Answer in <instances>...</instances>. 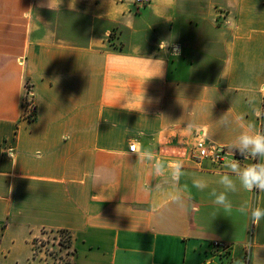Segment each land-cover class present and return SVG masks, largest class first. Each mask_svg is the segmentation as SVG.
Masks as SVG:
<instances>
[{"label": "crops", "instance_id": "1", "mask_svg": "<svg viewBox=\"0 0 264 264\" xmlns=\"http://www.w3.org/2000/svg\"><path fill=\"white\" fill-rule=\"evenodd\" d=\"M263 108L264 0H0V264H46L41 229L70 232L68 264H226L213 239L264 264L240 179L264 156L185 153L241 150Z\"/></svg>", "mask_w": 264, "mask_h": 264}, {"label": "built area", "instance_id": "2", "mask_svg": "<svg viewBox=\"0 0 264 264\" xmlns=\"http://www.w3.org/2000/svg\"><path fill=\"white\" fill-rule=\"evenodd\" d=\"M151 0H134L135 4L138 6L146 5ZM30 100V97L28 93L25 95L23 100V109L24 113L27 117L33 116V104ZM261 128H263L264 125V108L262 110L261 116ZM129 151H136L137 145L135 142H132L129 144ZM191 150L195 153V156L197 157V160L201 161L204 159H209L212 163L221 165L224 164L229 157L232 159H241L246 156V153L244 151H236V150H227L224 147H218L214 145L208 144L204 139L197 138L194 140V142L191 145ZM257 165V164H256ZM209 247V254L210 257L206 259L208 262H212L213 258L217 260H225L226 264H234L233 259L231 257V249L232 244L228 241L224 240H217L213 239L208 242ZM243 248V256L239 262L236 264H249L250 263V257H251V245L250 243H244L242 244Z\"/></svg>", "mask_w": 264, "mask_h": 264}, {"label": "clouds", "instance_id": "3", "mask_svg": "<svg viewBox=\"0 0 264 264\" xmlns=\"http://www.w3.org/2000/svg\"><path fill=\"white\" fill-rule=\"evenodd\" d=\"M161 46H164L163 42ZM174 54H179L178 48L174 49ZM239 143L241 145V151L250 148L253 156H255L256 154L264 156V135L244 134L239 138ZM11 158L13 159L14 157ZM231 167L235 171L237 169L236 163H233ZM177 168H179V165H177ZM223 179L226 183L231 185V181H229L227 177H224ZM240 179L244 188L248 191H251L254 186L260 190H264V165L249 166L240 173ZM224 200L225 197L223 194L217 197L218 203H222ZM252 216L254 221L258 223L261 217H264V211L255 209L252 213Z\"/></svg>", "mask_w": 264, "mask_h": 264}, {"label": "rangeland", "instance_id": "4", "mask_svg": "<svg viewBox=\"0 0 264 264\" xmlns=\"http://www.w3.org/2000/svg\"><path fill=\"white\" fill-rule=\"evenodd\" d=\"M29 102L32 103V100ZM185 153H187L188 157L197 159L191 149L185 151ZM68 236L67 232L44 229L37 231L32 239L35 256L42 260V262H46V264H68L70 262V253L72 252L68 248Z\"/></svg>", "mask_w": 264, "mask_h": 264}, {"label": "trees", "instance_id": "5", "mask_svg": "<svg viewBox=\"0 0 264 264\" xmlns=\"http://www.w3.org/2000/svg\"><path fill=\"white\" fill-rule=\"evenodd\" d=\"M34 114H35V109H33V116L28 117V118H33L34 117ZM236 151H239V150H236ZM56 231L57 232H67L69 234V236H68V245L70 246V244H71V234H70V232L67 231V230H64V229H59V230H56ZM59 243H60V241H59Z\"/></svg>", "mask_w": 264, "mask_h": 264}]
</instances>
